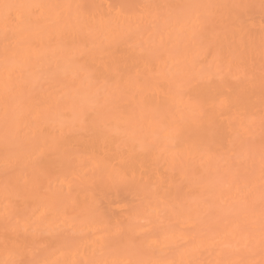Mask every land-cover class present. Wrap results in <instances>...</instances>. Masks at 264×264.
Returning a JSON list of instances; mask_svg holds the SVG:
<instances>
[{
    "label": "bare ground",
    "instance_id": "1",
    "mask_svg": "<svg viewBox=\"0 0 264 264\" xmlns=\"http://www.w3.org/2000/svg\"><path fill=\"white\" fill-rule=\"evenodd\" d=\"M47 1L0 0V168L15 167L0 169V215L28 235L69 234L43 250L14 234L0 264H264V81L202 46L219 36H204L201 4L83 14ZM247 15L239 32L256 24Z\"/></svg>",
    "mask_w": 264,
    "mask_h": 264
},
{
    "label": "rangeland",
    "instance_id": "2",
    "mask_svg": "<svg viewBox=\"0 0 264 264\" xmlns=\"http://www.w3.org/2000/svg\"><path fill=\"white\" fill-rule=\"evenodd\" d=\"M51 1V2H50ZM49 2H50V4L52 5V6H54V7H59V5H61V6H63L64 7V5L67 3V5L66 6H69L67 9H71L73 6L76 8V7H79V12H84V10L85 11H87V13H89V12H91V11H93L94 10V8H102V9H107L108 7L109 8H111V9H118V8H121L122 10L124 9V10H126V11H128V13H130L129 11V8H131L132 9V11H133V9H136V10H134V12H132L131 11V13H135L137 10L139 11H137V13H141V8H143L145 5H146V7H147V5L148 4H150L151 2H148L147 0V2L145 1V0H50ZM137 3H139V4H137ZM150 1H152V0H150ZM163 0H158V2H157V0H153L152 1V3L154 2V4H156V6L158 7V9L160 10V12L162 11H165L167 8H170L171 6H166V4L168 3V2H171V4H169V5H172L173 4V1L174 0H167L166 2L165 1H163ZM177 2L179 1V0H176ZM183 1H186V0H183ZM189 1V0H188ZM191 1V0H190ZM192 1H195V3L196 2H198L199 4H201V5H199V9H198V12H200L201 10H203V11H201V12H203V16L204 15H206V16H204L205 18H203V16H201L202 15V13L200 14L199 13V15L200 16H198L197 18L198 19H200L199 21H201V26H202V28H201V30H202V32H206L205 33V35L204 36H212V35H215V33L219 36V38L218 39H216V40H214L215 42L213 43V41L212 40H210V41H207L206 43H204L202 46H208V45H213L214 47H217V49L219 50V51H221L222 52V55L223 56H228V57H244L245 58V62L243 63V68H244V70H242L241 68V70L242 71H245V73H247L248 71L249 72H251V73H253V77H254V79L255 80H257V82H259V80H261V81H264V41H260L259 39H263L264 38V29H260V28H264V27H261L264 23V0H228L229 2H227V0L225 1H223V0H221L220 2L217 0V2L218 3H220L221 4V6H220V4H217V2H216V4L214 5V4H212V3H210L209 1L210 0H192ZM212 1V0H211ZM48 2V1H47ZM46 2V3H47ZM49 2H48V4H49ZM175 2V1H174ZM203 2V3H202ZM210 3V4H212V6L216 9V10H214V8L212 7L211 8V5H209V4H205V3ZM224 2V3H223ZM232 2V3H231ZM55 3V4H54ZM69 3V4H68ZM72 3V4H71ZM130 5H128V4ZM134 3H135V5H134ZM144 4V6H143V4ZM146 3V4H145ZM180 3H182L183 4V2L180 0ZM179 2H178V4H180ZM198 3H196V4H198ZM213 3H214V1H213ZM74 4V5H73ZM142 4V5H141ZM158 4V5H157ZM178 4H176V5H178ZM192 5H193V3H191ZM222 4H225V5H223L222 6ZM230 4V5H229ZM231 4L233 5V6H237V8H238V10L239 11H237V13H240V14H236V11L235 10H233V11H235V12H233V11H231L232 9L230 8V6H231ZM103 5L105 6V8H103ZM132 5V6H131ZM151 5V4H150ZM149 5V6H150ZM187 5V4H186ZM186 5L185 6H183V7H181V8H183L182 9V11L183 10H186L188 13H189V11H190V6L188 7V8H186ZM195 5V4H194ZM206 5V6H205ZM60 6V7H61ZM100 6V7H99ZM122 6V7H121ZM141 6V7H140ZM164 6H166V8L164 7ZM180 6V5H179ZM209 8H208V7ZM220 7V9L218 8V7ZM260 6V7H259ZM262 6V7H261ZM94 7V8H93ZM107 7V8H106ZM140 7V8H139ZM163 7H164V9H163ZM185 7V8H184ZM192 7V6H191ZM204 7V9H202ZM62 8V7H61ZM61 8H59L60 10H61ZM75 8L74 9H72L73 11L75 10ZM93 8V9H92ZM193 8H195V6L193 7ZM207 8V9H206ZM211 8V9H210ZM236 8V9H237ZM63 10H64V8H62ZM210 9V10H209ZM228 10L230 13H231V16H232V14L233 13H235L236 15L234 16L233 15V17L231 18V16L230 17H228V18H226V17H224V18H226V20L222 17V13H225V11H222V10ZM76 10H78V8L76 9ZM76 10L74 11V12H76ZM212 10H213V12H212ZM221 10V11H220ZM71 11V10H70ZM72 11V12H73ZM209 11H211V12H209ZM215 11L217 12V13H219V16H218V14H216L215 13ZM82 12V13H83ZM184 12V11H183ZM185 13V12H184ZM188 13H185V14H188ZM210 13V14H209ZM248 15H247V14ZM84 14V13H83ZM207 14L209 15V17H207ZM217 15V16H216ZM228 15V14H227ZM230 15V14H229ZM242 15V16H241ZM245 15H247L248 16V18H251L252 20L254 19L255 20V23L257 24V20H259V22L261 21L262 22V25L261 24H259V26H257L256 24V26L259 28V30H258V28L256 29L254 26L253 27H250L249 29H247L246 30V32H244L243 30V32H239V31H241L240 29L238 30V24H236V22H234L233 21V19H235V21L237 20V22H242L243 21V19L245 18ZM260 15H262L261 16V18H259L260 17ZM225 16V15H224ZM241 16V17H240ZM199 17H201V18H199ZM213 17H215V18H213ZM223 19H221V18ZM239 17V18H238ZM231 18V19H230ZM242 18V19H241ZM257 18V19H256ZM220 19V20H219ZM227 19H229L228 20V22H227ZM225 20V21H224ZM195 21H197L196 19H195ZM199 21H197V23L199 22ZM228 23V24H225V23ZM260 22V23H261ZM237 26H236V25ZM225 27H226V29H225ZM253 28H255V31H254V29ZM206 30V31H205ZM249 30V31H248ZM258 30V31H257ZM263 30V31H262ZM231 32H233V35H232V33ZM263 32V33H262ZM256 36V38H254L255 40H254V44H250V42H249V39H252V37H255ZM258 37H261V38H259L258 40H257V38ZM220 40V41H219ZM228 43V45L226 46V49L224 50L223 49V46H224V44L225 43ZM202 51H204V48H202L201 49ZM207 51H208V53H207V56H208V60L209 59H211L213 56L211 55V53H210V51H211V48H207ZM232 53V54H231ZM201 64H205V63H201ZM242 65V64H241ZM248 68V69H247ZM240 69H238L237 71H240ZM248 70L247 72H246V70ZM241 72V71H240ZM240 72H239V74H240ZM219 75V74H218ZM231 75V74H230ZM237 75H238V73H237ZM215 76H217V75H215ZM224 76V77H223ZM222 76V74H221V77H219V78H221V80H222V77H223V80L225 81V84L226 85H228L229 83L231 84V86H233V85H237V84H239L238 83V80L237 79H235V77L233 78V76L231 77V78H229V79H231L232 81H230L229 79H226V77L227 76H229V75H227L226 77H225V75H223ZM239 76V75H238ZM237 76V77H238ZM236 77V78H237ZM252 77V78H253ZM225 78V79H224ZM228 78V77H227ZM233 78V79H232ZM210 79V78H209ZM209 79H208V81L206 82V80H205V82L204 81H202V79H200L199 81H201L202 83H199V82H197L196 84L198 85V87H202V85L203 84H205L206 86L208 85V84H215V82H217L216 81V79H217V77H212L211 78V81L209 82ZM213 79V80H212ZM190 80V79H189ZM188 80V81H189ZM235 83H234V82ZM192 82L193 83H195V81L194 80H192ZM208 83V84H207ZM229 84V85H230ZM200 85V86H199ZM235 85V86H236ZM204 87V86H203ZM252 106V105H251ZM257 107H258V105H257ZM262 106H260V108H257V109H262L261 108ZM255 108V107H254ZM253 108V109H254ZM252 110V109H251ZM256 110V109H255ZM254 110V111H255ZM254 111H250V109H249V112H254ZM257 112H258V110H256ZM254 112V114L253 115H255L257 112ZM260 111V110H259ZM109 113V112H108ZM112 113V112H111ZM111 113H109L110 115H111ZM114 113V112H113ZM117 113H119V112H117ZM122 114H125V113H123V112H121ZM87 115H88V113H86ZM85 114V116L83 117V121L82 122H85V120H84V118H86L87 117V115ZM90 114V113H89ZM90 115H92V114H90ZM90 115H88V117L90 116ZM252 115V117H254ZM106 116H107V114H106ZM88 117H87V120H86V122L88 121ZM89 119H90V117H89ZM256 119H258V117L256 118ZM261 120V119H260ZM257 122V121H256ZM255 122V123H256ZM220 123V122H219ZM257 123H259V122H257ZM83 124H86V123H83ZM216 124H218V123H216ZM256 125H258V124H256ZM220 127L222 126V125H219ZM223 127V126H222ZM221 127V128H222ZM252 127H255V126H252ZM264 120H262L261 121V123H260V125L259 126H257L256 127V133H260V131H263V133H264ZM261 128V129H260ZM252 131H254L253 133H255V129L254 130H252ZM262 133V132H261ZM254 135H256V136H258L257 134H254ZM261 135V134H260ZM263 135V134H262ZM264 136V135H263ZM260 137H262V136H260ZM256 139H257V137H256ZM255 141V140H254ZM47 157L51 160V164H52V166L53 167H55L54 165V163H53V161L54 162H56L57 163V165L56 166H58L59 164V160H56V157L54 158V160H53V158H51L52 156H50V155H47ZM49 160V161H50ZM56 160V161H55ZM48 162V161H47ZM36 163H37V161H36ZM45 166H42V167H44V170L42 169V171L41 172H38V171H34V170H38V168H36V169H34V168H31V171L29 172L28 171V173H30V174H32V173H34V172H36V173H38V174H36V173H34V174H36L35 176H39V179L41 178V180L42 181H44L45 179L44 178H46V180L48 179V180H50V178H52V173H53V175H55L54 174V170H55V168L54 169H50L51 167H50V165L51 164H49L50 162H48V163H44V162H42ZM49 164V165H48ZM40 166V168H42L41 167V163H40V165L39 164H36V166ZM7 166H9V167H7ZM5 168L3 167V168H0L1 170L2 169H5L4 170V173L6 174V176L9 174H12L13 173V171L15 170L14 168V166H12V165H7ZM37 166V167H38ZM59 166H61V165H59ZM58 166V167H59ZM14 167V168H13ZM52 167V168H53ZM58 167H57V169H56V171H58ZM195 167V166H194ZM199 166H197V168H198ZM50 169V170H47V169ZM194 169H196V168H194ZM25 170H28V167H27V169L25 168ZM47 170V171H46ZM34 171V172H33ZM50 171V173H49V176L51 175V177L49 178V176H48V174L46 175V172L48 173ZM56 171H55V173H56ZM2 172H3V170H2ZM32 172V173H31ZM1 174V173H0ZM25 174H26V172H25ZM34 174H32V175H34ZM2 175V174H1ZM3 176V175H2ZM47 176H48V178H47ZM66 175H64V177H65ZM47 180V181H48ZM46 181V182H47ZM41 181L38 183V187H39V189L40 190H43V188L41 187L40 188V186H41ZM44 183H45V181H44ZM43 184V183H42ZM93 184V183H92ZM128 184L129 185H131L129 182H128ZM43 185H45V184H43ZM47 185V184H46ZM10 187V186H9ZM89 187H91V186H89ZM125 187V186H124ZM29 188V187H28ZM88 188V187H87ZM127 188H129V187H127V185H126V190H127ZM90 189V188H89ZM30 190V189H29ZM88 190V189H87ZM125 189L123 188V191H121V192H123V193H126V191H124ZM90 191H93V190H88V192L90 193ZM86 192V194H87V191H85ZM128 192H130L129 191V189H128ZM28 194V191H25L24 190V192H22V193H20L19 195H17V196H15L14 197V204L15 205H18V204H20L23 200H24V196L25 195H27ZM91 194H93L92 192H91ZM130 195H131V193H130ZM129 195V198H131V196H132V198H133V195H131L130 196ZM128 197V196H127ZM135 197V196H134ZM105 211V210H104ZM106 212V211H105ZM104 213V212H103ZM105 214V213H104ZM115 214H118V215H121L122 216V214L120 213H118L117 211H115ZM114 213H113V215H115ZM107 215H108V217H107ZM104 216H106L107 218H109V216H110V213L109 214H105ZM222 217H223V215H222ZM10 218H12V217H9V218H7V217H5V218H3V217H1V215H0V242H2L3 240H5V238H6V240H8V239H12V236H13V238H17V237H15V236H18L17 234H20V233H22L23 232V230H20V232L19 231H16L14 228V230L12 231L11 230V227H8L9 226V223H11L10 222ZM224 218H225V215H224ZM13 219V218H12ZM143 221H141V223H142ZM137 223H139L138 221H137ZM9 228V229H8ZM7 229V230H6ZM63 229V228H62ZM62 229H60V230H62ZM58 229L56 228V229H54L53 231H55L54 233H57V235L54 237V236H52V235H54V234H52L53 232L52 231H50V232H52V233H50V235H48L47 233L48 232H46V231H39V233L37 232V233H35L34 235L33 234H30V235H28V234H26V233H24V235L26 236H24L23 234H20V237L19 238H22L23 236H24V238H26L27 239V236L29 237L28 238V241L30 240V239H32L33 241H34V244L36 243V246L38 247V248H41V246H42V244H43V242L42 241H44V239H48L49 240V238H51V240H56L57 238H60V235L61 236H63L64 234L65 235H68L69 234V231H67L66 233H65V229H63L62 231H63V234L60 232V230H58ZM8 231H9V233H8ZM57 231V232H56ZM47 236H45V235ZM123 234V232H118V233H116L115 235H122ZM11 235V236H10ZM21 235H22V237H21ZM32 235V236H31ZM115 235H112L113 237L115 236ZM39 236H40V240L39 239H37V238H39ZM48 236H49V238H48ZM51 236V237H50ZM59 236V237H58ZM138 235H136V237H137ZM140 236V235H139ZM52 237H54V238H52ZM66 236H64L63 238H65ZM116 237V236H115ZM135 237V235H133V238ZM35 239V240H34ZM37 239V240H36ZM43 239V240H42ZM61 239H62V237H61ZM136 239V238H135ZM138 240H139V238H137ZM36 241V242H35ZM135 241V240H134ZM50 241H47V242H45L44 241V243L45 244H47V243H49ZM53 242H55V241H53ZM31 243H33V242H31ZM30 243V244H31ZM42 243V244H41ZM41 244V245H40ZM134 244V246L136 247V248H138V244H137V242H134L133 243ZM33 245V244H32ZM44 245V244H43ZM35 246V245H34ZM43 248H44V246H42ZM117 247V245H114V248H116ZM43 248H41V250H43ZM37 249V248H36ZM36 249H34V250H36ZM139 249V248H138ZM40 253L42 252V251H40V249H37ZM172 249H170V251H171ZM136 251V250H135ZM134 251V252H135ZM36 252V251H35ZM142 252H145L144 250L142 251ZM142 252H139L138 250L135 252V254H137L138 253V255H140L141 257L140 258H143L142 257ZM169 252V250H167V253ZM160 253V252H159ZM159 253H157V255H159ZM163 253V252H162ZM166 252L165 253H163V255L162 254H160V256L162 255V257H167V255L169 254H167ZM145 254V253H144ZM167 254V255H166ZM39 255V254H38ZM138 255H137V257H138ZM203 255V256H202ZM144 256V255H143ZM146 256V255H145ZM144 256V257H145ZM201 258L199 257V259H200V261H203V263H204V261L205 260H207V257H208V255H207V253H205V252H203L202 254H201ZM205 256H207V257H205ZM205 257V258H204ZM197 259H198V257H196Z\"/></svg>",
    "mask_w": 264,
    "mask_h": 264
}]
</instances>
